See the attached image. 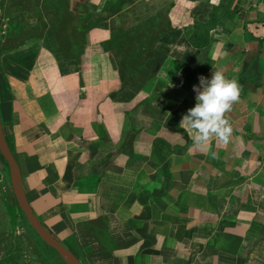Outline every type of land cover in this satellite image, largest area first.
Returning a JSON list of instances; mask_svg holds the SVG:
<instances>
[{
	"label": "crops",
	"instance_id": "0c3cea01",
	"mask_svg": "<svg viewBox=\"0 0 264 264\" xmlns=\"http://www.w3.org/2000/svg\"><path fill=\"white\" fill-rule=\"evenodd\" d=\"M85 7L78 62L41 18L0 57V113L36 220L81 264H264V0ZM215 70L241 86L233 131L198 146L180 123Z\"/></svg>",
	"mask_w": 264,
	"mask_h": 264
},
{
	"label": "rangeland",
	"instance_id": "374dc122",
	"mask_svg": "<svg viewBox=\"0 0 264 264\" xmlns=\"http://www.w3.org/2000/svg\"><path fill=\"white\" fill-rule=\"evenodd\" d=\"M80 5L86 9L85 0H0V32H3L0 41V57L4 51L21 45L28 37L40 34L43 23L38 21L39 18L45 22L47 20L63 34L66 24ZM149 55L148 58H150ZM159 55L160 63L170 56L162 52ZM166 71L167 69H163L158 73L159 71L152 72L150 70L148 74H146L147 72L144 74V78H162L166 76ZM181 73L182 71L178 65L173 66L172 74L174 76H179ZM6 83L9 85L11 80L0 70V84L2 87H6ZM146 87L150 91L153 85L150 84ZM138 88L141 89V86H138ZM157 88L160 92H166L167 87L161 85L157 86ZM175 92L176 94L180 93L173 89V93ZM21 102L22 100H19L15 104L17 109H20ZM18 112L21 119L24 120L20 111ZM154 120H163V117H157ZM152 122L153 118H149L147 123L151 124ZM12 132L13 130H11L10 126L6 124V135L11 136ZM3 169L5 167L0 158V264H44L32 247L33 245L44 253L48 252L49 254L47 255L56 263H59L56 253L50 250V247L35 235L36 233L29 226L26 218L24 219L16 198L9 199L7 197ZM7 169L9 171L8 166ZM47 255L46 260H48Z\"/></svg>",
	"mask_w": 264,
	"mask_h": 264
},
{
	"label": "clouds",
	"instance_id": "9594fccd",
	"mask_svg": "<svg viewBox=\"0 0 264 264\" xmlns=\"http://www.w3.org/2000/svg\"><path fill=\"white\" fill-rule=\"evenodd\" d=\"M193 91L196 93L195 106L183 115L180 126L193 135L194 144L198 146L207 144L213 137L227 145L233 129L225 114L239 102V82L215 70L210 79L201 76L199 84L193 85Z\"/></svg>",
	"mask_w": 264,
	"mask_h": 264
},
{
	"label": "water",
	"instance_id": "95a60500",
	"mask_svg": "<svg viewBox=\"0 0 264 264\" xmlns=\"http://www.w3.org/2000/svg\"><path fill=\"white\" fill-rule=\"evenodd\" d=\"M3 32H0V41L2 39ZM5 93V87L0 84V96L3 98ZM6 126L2 122L0 113V154L9 167L10 178L13 186L14 195L18 204V207L31 229L36 235L44 241L46 245L55 250L68 264H81L80 261L70 252L65 246L57 241L43 226L36 220L34 214L31 212L25 191L22 184V176L18 162L11 154L6 143Z\"/></svg>",
	"mask_w": 264,
	"mask_h": 264
},
{
	"label": "trees",
	"instance_id": "16d2710c",
	"mask_svg": "<svg viewBox=\"0 0 264 264\" xmlns=\"http://www.w3.org/2000/svg\"><path fill=\"white\" fill-rule=\"evenodd\" d=\"M85 1H88V0H85ZM91 25L92 24L88 22V16H87L86 9L83 6H81V5H80V7L78 6L75 14L73 15L72 18H70V20L66 24V29H65L66 30L65 31L66 38L63 37V40L65 41V43H69L72 46L73 55H74L75 59L77 60V62L79 61V58L81 56V52L79 50L80 43L78 41H76L73 36H71V32L73 30L74 31V34H75L74 36H77L78 37L83 32L87 31V29H89L91 27ZM57 37H58L59 41L61 42V44L64 43L62 41V36L60 37V35H58V32H57ZM199 39L200 38L198 36H195L194 38H190L191 42L195 46H200V45L204 44L203 42H199ZM17 46H19V45H17ZM17 46H14L12 48H15ZM12 48H10V49H12ZM121 77H122V75H121ZM5 138H6V143H7V146L9 148L11 154L13 155V157L17 161V151H16L15 140H14L13 134H11V136H6ZM0 158L3 161L4 167H5V169H3V173H4V183H5V186L7 187L6 195H7V197L9 199H15V195H14V191H13V186H12V182H11V178H10V173H9V171L7 169V166L8 165L4 161V159H3L2 156H0ZM24 219H25V217H24ZM32 247L36 250V253L41 258V260H42V262L44 264H68L61 256H59L51 248H49V249L56 253L57 259H58L59 263L58 262L56 263L52 258H50V256L47 255V254H49L48 252H45L44 253L42 250H39L34 245ZM46 255L48 256L47 257L48 260H46Z\"/></svg>",
	"mask_w": 264,
	"mask_h": 264
},
{
	"label": "flooded vegetation",
	"instance_id": "af4514ba",
	"mask_svg": "<svg viewBox=\"0 0 264 264\" xmlns=\"http://www.w3.org/2000/svg\"><path fill=\"white\" fill-rule=\"evenodd\" d=\"M52 249V248H51ZM55 251V250H54ZM56 252V251H55ZM57 253V252H56ZM58 254V253H57ZM59 255V254H58ZM60 256V255H59Z\"/></svg>",
	"mask_w": 264,
	"mask_h": 264
}]
</instances>
